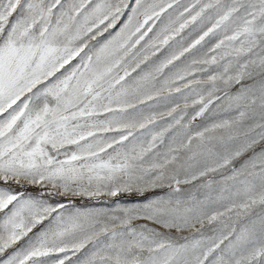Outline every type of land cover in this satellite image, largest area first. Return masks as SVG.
Segmentation results:
<instances>
[{
	"label": "snow or ice",
	"instance_id": "6c2138e0",
	"mask_svg": "<svg viewBox=\"0 0 264 264\" xmlns=\"http://www.w3.org/2000/svg\"><path fill=\"white\" fill-rule=\"evenodd\" d=\"M0 264H264V0H0Z\"/></svg>",
	"mask_w": 264,
	"mask_h": 264
}]
</instances>
